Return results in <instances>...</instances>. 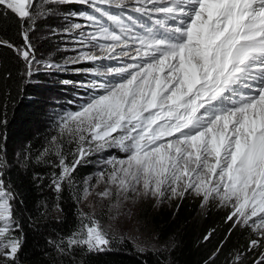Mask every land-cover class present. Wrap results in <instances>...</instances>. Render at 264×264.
<instances>
[{
	"label": "snow or ice",
	"instance_id": "1",
	"mask_svg": "<svg viewBox=\"0 0 264 264\" xmlns=\"http://www.w3.org/2000/svg\"><path fill=\"white\" fill-rule=\"evenodd\" d=\"M38 2L0 0V15L19 20L24 41L17 47L0 40V46L24 62L26 77L33 75L36 62L29 33L50 11ZM46 2L90 5L98 14L83 13L87 24L65 28L80 45L65 63L95 65L79 69L95 79L80 84L88 99L59 117L57 135L37 157L41 163L52 162V156L58 161L51 184L57 198L65 185L75 186L74 174L88 157L116 147L124 158L106 161L109 168L78 200L100 188L95 195L108 201L119 226L121 217L134 218L138 201L159 204L194 195L202 209L212 204L228 209L230 227L251 229L255 238L249 251L264 248V0ZM111 9L130 10L148 22L138 24L129 15L126 23ZM47 68L66 70L52 63ZM2 177L0 171V264H16L22 239L14 234L19 229L15 194ZM80 217V228L66 246L57 245L58 251L111 250L115 234L105 231L94 214ZM261 257L256 264H264V252ZM234 259L241 264L239 255Z\"/></svg>",
	"mask_w": 264,
	"mask_h": 264
},
{
	"label": "trees",
	"instance_id": "2",
	"mask_svg": "<svg viewBox=\"0 0 264 264\" xmlns=\"http://www.w3.org/2000/svg\"><path fill=\"white\" fill-rule=\"evenodd\" d=\"M67 7L89 10L84 4L72 3ZM40 23L37 20L29 35L35 50L46 52L42 49L43 43L35 38L37 28L45 29H41ZM21 32L18 19L11 14L0 15V40L22 47ZM24 71V62L16 53L0 46V152H8L13 161V149L16 146L25 149L22 163L14 164L5 178L6 185L15 194L13 209L19 225L18 237L22 239L16 264H235V252L248 247L245 232L238 226L230 227L226 220L228 213L214 207L202 211L198 202L187 198L181 200L176 209H150L144 213V221L157 241L166 247L162 250L141 252L130 241L118 239L113 241L111 250L103 253L77 248L61 254L57 245L63 241L61 246H66L68 237L81 226L77 198L82 181L93 170L78 168L74 174L75 186L65 185L59 199L52 186L46 188L47 178L59 170L53 164L37 162V157L44 150L43 141L51 139L44 136L52 119L45 115L47 101L42 92L30 84L29 77L21 75ZM45 196L53 203L49 212L42 209ZM54 211L60 216H53ZM209 234L210 239L205 240Z\"/></svg>",
	"mask_w": 264,
	"mask_h": 264
},
{
	"label": "rangeland",
	"instance_id": "3",
	"mask_svg": "<svg viewBox=\"0 0 264 264\" xmlns=\"http://www.w3.org/2000/svg\"><path fill=\"white\" fill-rule=\"evenodd\" d=\"M43 5L44 8L50 9L46 15L40 16L37 20L41 21L40 27L45 29L35 30V38H38L39 41L43 43V48L46 52H41V50H36V62L33 69V75L29 77L31 81L30 84L36 86V88L42 92V97L47 101L44 109L45 115L52 119V124L47 127L45 130L46 135L45 139L56 136L58 133L57 122L59 117L65 114L68 111H75L80 107V105L88 99V92L80 86V84L87 83L95 79L87 71H79V69H89L95 67V65L90 63H80V64H66L65 61L74 58L77 55V49L80 45L77 43V40L70 36L65 28L68 27L71 23H83L87 24L81 17L83 13H90L93 15H98L95 13L90 5H86L89 10H69L67 7L72 3L65 4H53L47 3L46 0H39L38 5ZM76 5L80 3H74ZM85 5V4H84ZM114 13L121 14L125 18L127 23V17L131 15L136 18L139 23H147L146 17H141L139 14L132 12L130 10L120 12L118 9H111ZM47 22V23H46ZM105 23H109L105 21ZM138 26V25H137ZM90 30V29H88ZM59 59L58 62H53V60ZM52 63L54 65H60L66 70H55L48 69L47 64ZM104 63H116L115 61H105ZM40 77H43L44 80H38ZM75 81L76 86L71 84L65 85L63 81ZM72 101V103H70ZM49 140H44L42 147H47ZM68 145L65 144V149ZM74 147V146H73ZM22 146H16L15 150L13 149V154L15 156L12 161L9 157L8 152H0V156L3 157L6 167L0 169L3 172V179L5 181L7 171L17 163H20L24 158V151ZM125 154L121 152L119 148H106L104 150L95 151L90 157H88V163L80 166L81 168H91L93 173L87 176L82 181V190L80 197L84 195V188L89 185H94L97 180V176L101 171H105L109 168V165L106 161L110 159H122ZM49 165L53 164L56 161V157L52 156ZM22 163V162H21ZM55 167V166H54ZM78 167V168H80ZM56 168V167H55ZM58 169V168H56ZM59 170V169H58ZM51 176V175H50ZM53 174L51 177L47 178L46 188L49 189V186L52 184ZM85 181H88V184H85ZM6 184V182H5ZM101 187H103L101 185ZM100 188H93V195L90 196L87 200H79V208L81 212L88 213L89 215H95V217L101 222L105 231L114 233L116 240H121L120 237H123L122 240L130 241L137 250L145 252L148 250H162L165 245L160 244L157 241L155 234L151 231L147 223L144 221L143 216L147 210H158L160 208H168L170 210L176 209L181 200H165L162 203H155L154 201H138L133 206V219L129 220L125 217H121L119 226L116 225V222L112 219L113 213L109 211L108 201H101L95 195ZM185 198L191 199L192 201L199 203V208L202 211L207 210L210 207H214L222 210L224 213H228V209L221 208L212 204L206 208H201L200 199L194 195H187ZM184 198V199H185ZM183 200V199H182ZM128 204H132V201H128ZM13 204V201H12ZM42 209L45 212L51 210V204L48 200V196L44 197L42 202ZM127 211V209H125ZM53 216L59 217L60 214L57 211L52 213ZM242 231L245 232L248 239L247 249L242 248L241 251H236L234 258L236 256L241 257V264H256V261L261 260V252H264V248H255L249 251V244L252 238H255L250 228L238 226ZM18 236L17 230L14 232ZM235 262V259H234Z\"/></svg>",
	"mask_w": 264,
	"mask_h": 264
}]
</instances>
